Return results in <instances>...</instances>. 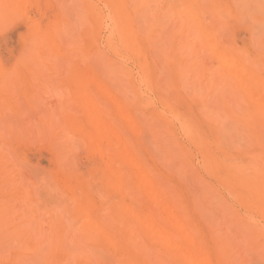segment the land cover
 Instances as JSON below:
<instances>
[{
    "label": "bare ground",
    "instance_id": "6f19581e",
    "mask_svg": "<svg viewBox=\"0 0 264 264\" xmlns=\"http://www.w3.org/2000/svg\"><path fill=\"white\" fill-rule=\"evenodd\" d=\"M56 2L19 63L0 58V264H264V0H70L72 18ZM22 5L46 16L49 3L0 0V23ZM234 16L250 45L234 42ZM51 71L65 95L39 121L60 160L43 200L17 172L3 109L19 107L7 88ZM84 139L102 191L76 157Z\"/></svg>",
    "mask_w": 264,
    "mask_h": 264
},
{
    "label": "rangeland",
    "instance_id": "374dc122",
    "mask_svg": "<svg viewBox=\"0 0 264 264\" xmlns=\"http://www.w3.org/2000/svg\"><path fill=\"white\" fill-rule=\"evenodd\" d=\"M63 1L66 4L64 11L72 18L69 6L70 0ZM41 2L43 8L45 2L49 3L48 7L45 6L47 8L46 16H39L38 10L34 5H22L19 11H15L12 16L0 23V58L8 67L19 63L24 55L25 47L23 46L22 39L29 32L31 20L36 19L45 24L49 20L54 19L55 13L59 10L56 0H41ZM58 18L61 19V15ZM229 23L230 34L234 42L240 47L250 45L252 36V26L250 23L236 16L230 17ZM103 32L102 35L105 36L106 32L104 30ZM200 59L205 60L203 56ZM206 62L212 68L217 66L214 60L206 59ZM126 65L133 73L137 74V68L133 62H129V64L126 62ZM53 72H46L40 84L31 82L28 79L29 83L25 85L7 88L6 95L16 96L19 107L17 111L8 108L3 109V116L7 120H11L14 128L13 134H8L9 132L4 130L3 135L7 137L10 142V150L17 158V172L21 174L23 184L29 183L30 188L36 191L43 200L48 197L49 193L47 189L48 184H41V178L43 176H47L48 178L55 176L60 167L57 142L49 136L47 129H39V121L43 116L59 113L60 101L62 95H65L62 82L57 81ZM21 81L25 82V72L21 76ZM70 87L72 91L75 90L74 85ZM146 94L148 96V92ZM148 98H151L152 103L155 102L153 103V107L161 108L156 99L152 100L155 98L152 94L149 93ZM64 110L66 112L65 118H69L70 115L81 114V108L76 104L68 105ZM179 136L180 140L188 145L181 133H179ZM77 139L80 140L81 136L78 135ZM84 141L86 147L84 149L80 145V150L76 154V157L79 159V163L85 172H91L96 189L102 191L105 182L100 172L101 162L95 155L88 153L87 148L90 146V142L85 139ZM194 153L196 156L194 160V163L196 162L195 166L200 168V161L197 159L199 157L195 151ZM206 179L208 178L206 177ZM107 196L109 199L112 197L111 194H107ZM6 199L8 200L9 198ZM23 206L21 202L15 203L17 210ZM239 210L243 212L242 208H239Z\"/></svg>",
    "mask_w": 264,
    "mask_h": 264
}]
</instances>
